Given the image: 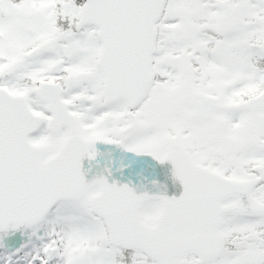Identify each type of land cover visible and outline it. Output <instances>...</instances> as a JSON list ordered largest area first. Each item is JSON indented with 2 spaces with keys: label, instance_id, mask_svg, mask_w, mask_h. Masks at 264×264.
I'll return each mask as SVG.
<instances>
[{
  "label": "snow or ice",
  "instance_id": "obj_1",
  "mask_svg": "<svg viewBox=\"0 0 264 264\" xmlns=\"http://www.w3.org/2000/svg\"><path fill=\"white\" fill-rule=\"evenodd\" d=\"M0 264H264V0H0Z\"/></svg>",
  "mask_w": 264,
  "mask_h": 264
}]
</instances>
